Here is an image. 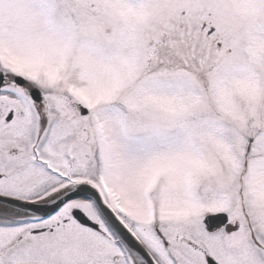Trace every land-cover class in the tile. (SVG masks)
Listing matches in <instances>:
<instances>
[{
	"label": "snow or ice",
	"instance_id": "6c2138e0",
	"mask_svg": "<svg viewBox=\"0 0 264 264\" xmlns=\"http://www.w3.org/2000/svg\"><path fill=\"white\" fill-rule=\"evenodd\" d=\"M0 264H264V0H0Z\"/></svg>",
	"mask_w": 264,
	"mask_h": 264
}]
</instances>
